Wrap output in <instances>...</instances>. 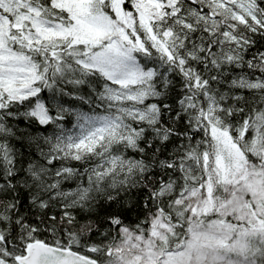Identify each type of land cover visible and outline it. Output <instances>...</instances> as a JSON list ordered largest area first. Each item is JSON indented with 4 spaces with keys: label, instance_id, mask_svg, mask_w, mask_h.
<instances>
[{
    "label": "snow or ice",
    "instance_id": "6c2138e0",
    "mask_svg": "<svg viewBox=\"0 0 264 264\" xmlns=\"http://www.w3.org/2000/svg\"><path fill=\"white\" fill-rule=\"evenodd\" d=\"M0 264H264V0H0Z\"/></svg>",
    "mask_w": 264,
    "mask_h": 264
}]
</instances>
